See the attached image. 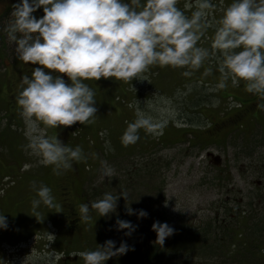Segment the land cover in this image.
I'll return each instance as SVG.
<instances>
[{"label":"rangeland","instance_id":"374dc122","mask_svg":"<svg viewBox=\"0 0 264 264\" xmlns=\"http://www.w3.org/2000/svg\"><path fill=\"white\" fill-rule=\"evenodd\" d=\"M17 2L0 0V214L7 221V228L0 229V264H51L46 255L51 250H94L109 239L116 247L126 242L129 250L105 264H256L258 260L264 264V241L256 242L257 233L251 227L264 206V110L257 108L258 97L244 90V81L237 87L230 81L226 88L216 87L218 53L189 77L182 75L186 69L152 65L144 80L101 77L84 81L96 94L95 123L48 128L46 134L57 135L65 145H79L86 159L57 175L26 147L24 119L13 99L17 94L12 88H18L26 68L31 67L17 58L15 43L3 31ZM213 2L217 8L197 45L210 52L215 22L223 14L218 0ZM184 3L178 0L177 7L183 10ZM228 3L225 0L224 6ZM33 15L41 18L43 7ZM208 67L213 71L204 75ZM147 99L157 106L166 104L171 115L164 117L166 123L155 134L140 130V139L125 147L120 141L125 121L134 119V109L128 104L139 100L143 108ZM104 166L114 169L111 178L103 175ZM41 184L52 189L56 203L63 198L64 204H73L77 214L80 203L105 192L119 195L123 191L127 198L120 196L115 211L107 216L93 212V222L87 223L89 238L67 246L64 238L57 241L55 236L62 229L55 219L56 208L41 204L39 220L34 216L33 185ZM64 187L69 188L72 200L61 193ZM127 207L134 214H127ZM141 209L147 217L138 218ZM118 218L135 227L131 235H125L128 229L117 230ZM230 219L229 229L225 224ZM156 221L166 222L173 232L180 230L183 244L174 250L167 247L151 259L146 251L157 243L152 230ZM240 225L247 231L233 235L238 228L243 231ZM209 232L223 236L227 246H217L206 235ZM48 233L55 237L51 242Z\"/></svg>","mask_w":264,"mask_h":264},{"label":"clouds","instance_id":"9594fccd","mask_svg":"<svg viewBox=\"0 0 264 264\" xmlns=\"http://www.w3.org/2000/svg\"><path fill=\"white\" fill-rule=\"evenodd\" d=\"M218 3L223 14L215 22L210 52L197 45L210 26L208 17L217 8L213 0H185L183 10L177 7L178 0H18L3 31L15 43L20 61L44 66L34 68L31 78L22 76L15 98L24 119L26 147L60 175L71 169L73 162L86 157L79 145H65L57 135H47L46 129L76 122L86 126L95 123L96 94L84 81L101 77L144 80L152 65L186 69L182 75L189 77L210 55L217 53L216 71L220 76L216 87L226 88L229 81L237 87L244 81V90L256 95L257 108L264 110V0H230L227 6L225 0ZM41 7L44 15L37 18L33 13ZM44 68L66 73L71 83L46 73ZM212 71L208 67L203 74ZM140 103L136 100L128 104L134 109V119L125 121L120 137L125 147L140 139V130L155 134L166 123L164 117L171 115L166 104L157 106L147 99L141 108ZM103 175L111 178L114 169L104 166ZM33 187L36 198L31 202L32 211L38 220L41 204L49 209L61 207L50 187ZM120 196L127 198L123 191L119 195L105 192L93 201L80 203V221L93 222V212L99 217L114 212ZM126 211L134 214L131 207ZM136 214L138 218L148 215L142 209ZM116 226L117 230L128 229L125 235L135 230L130 221L119 218ZM5 228L6 217L0 214V229ZM152 230L160 244L174 231L166 222L159 221L152 224ZM54 239L48 233V241ZM128 250L126 242L116 247L115 241L109 239L94 250L73 255L79 256L83 264H105ZM46 255L51 264L63 257L54 250Z\"/></svg>","mask_w":264,"mask_h":264},{"label":"flooded vegetation","instance_id":"af4514ba","mask_svg":"<svg viewBox=\"0 0 264 264\" xmlns=\"http://www.w3.org/2000/svg\"><path fill=\"white\" fill-rule=\"evenodd\" d=\"M31 63V62H30ZM32 63H31V67H27L25 70V74L28 75L31 78V73L34 70V67H41L43 68L44 66H39L38 64H35L34 67H32ZM44 71L46 73H51L52 75H58V76H63L61 73H59L58 71L55 70H50L47 68H44ZM65 76H67L66 73H64ZM65 81H67L68 83H71L69 78H65ZM13 92H15L17 94L18 92V88L17 87H13L12 88ZM16 100V99H15ZM64 189L66 191H63L61 189V193L64 195H69V198L72 200V197H70V195H72L71 192H69V188L67 189L66 187H64ZM63 198L59 199V204L61 205V207L59 209H55L54 213H55V219L57 221L61 222L62 225V229H60V231H58L56 233V237H57V241L64 238L65 239V243L67 246H73V242L78 241V243L81 241L82 238H86L88 239L90 234H88L87 232V228H88V224H83V222L80 221V217L77 214L74 205L68 203L67 201V205L63 203ZM59 211V212H57ZM86 225V232L84 231V226ZM57 252H59L58 250H56ZM79 252V251H78ZM63 254L62 259L60 260L59 264H81L82 260L79 256H74V253L77 252H66L65 250H61V252ZM47 264V263H45Z\"/></svg>","mask_w":264,"mask_h":264},{"label":"trees","instance_id":"16d2710c","mask_svg":"<svg viewBox=\"0 0 264 264\" xmlns=\"http://www.w3.org/2000/svg\"><path fill=\"white\" fill-rule=\"evenodd\" d=\"M190 133H191V132H190ZM191 134H192V133H191ZM257 216H258V217L256 218L255 222L253 223L254 227L251 226L252 229H254L255 233H257L256 236H257V239H258V240H256V242L260 241L261 239L264 241V206L262 207V211H261V212H260V211L258 212ZM231 218H232V217H231ZM232 219H233V218H232ZM230 221H231V219H230V220H227V222H226V224H225V226H226L227 228H229V229H230V226L228 225V223H230ZM240 227L243 228V231L239 230V228H238V229H237L238 232L235 230L236 232H234V233H233V231H230V232H227V233H228V234L233 233V235L241 236V235H243L247 230L244 231V227H243V225H240ZM250 229H251V228H250ZM182 235H184V234L181 233V231L179 230V231H177V232H173L172 235L166 237L165 240H164V242H163V244H160V243H156V245L153 244V245L151 246V250H150V251H146V252L148 253V257H150L151 259L156 258L157 255H158L159 253L164 252L165 249H166L167 247H170V248L173 249V250H174V249H178V248H180L181 245L183 244V241H182V240H183ZM206 235L209 236V237L214 238V239L216 240V242H217V246L220 247V245H222V244H223V248H224L225 246H227V242H228V241H225V239H223V236H222V238H220L219 235H214V236H212V232H209V233H207ZM154 237L156 238V237H157V234H155ZM154 237H152V238H154ZM262 240H261V241H262ZM200 246H202L201 243L198 244V249H199ZM261 251L263 252L264 249L261 248ZM175 252H176V251H175ZM263 253H264V252H263ZM261 258H262L261 260L264 259V254H263V256H262ZM243 262H244V261H243ZM258 262H260V261L258 260V261L256 262V264H260V263H258ZM242 264H243V263H242Z\"/></svg>","mask_w":264,"mask_h":264}]
</instances>
